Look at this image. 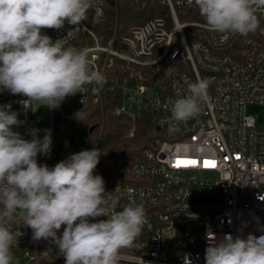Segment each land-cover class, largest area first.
Here are the masks:
<instances>
[{
  "label": "built area",
  "instance_id": "built-area-1",
  "mask_svg": "<svg viewBox=\"0 0 264 264\" xmlns=\"http://www.w3.org/2000/svg\"><path fill=\"white\" fill-rule=\"evenodd\" d=\"M159 1L168 7L166 15L121 33L116 23L107 39L94 29L105 16V0L79 26L65 22L60 30H42L53 41L88 48L92 68L104 79L66 98L62 109L48 108L51 153L37 159L41 163L56 150L71 149L75 114L89 104L103 108L107 101L112 115L126 117V139L151 121L160 135L149 146L138 145L104 167L98 163L94 172L105 181L110 214L137 204L146 210L147 223L134 245L122 250L120 264H184L185 257L205 264L210 237L264 235V11L257 13L255 32L217 34L204 21L185 18L199 12L194 0ZM200 78L209 82L207 102L198 116L170 127V102L187 94V82ZM24 99L0 92V105L11 104L22 122L18 129L30 128L32 105L23 106ZM69 103L71 137L57 122ZM254 106L263 108L261 122L248 112ZM100 219L106 217L95 218ZM16 246L23 247L19 254L26 263L58 262L51 258L57 247L33 240L32 233L20 236Z\"/></svg>",
  "mask_w": 264,
  "mask_h": 264
},
{
  "label": "clouds",
  "instance_id": "clouds-1",
  "mask_svg": "<svg viewBox=\"0 0 264 264\" xmlns=\"http://www.w3.org/2000/svg\"><path fill=\"white\" fill-rule=\"evenodd\" d=\"M100 0H0V92L25 97L23 106L39 103L58 109L66 98L104 77L90 64L88 48L67 46L43 29L79 26ZM207 29L246 36L259 27L264 0H194ZM78 28V27H77ZM209 82H187L186 95L170 102V127L195 118L208 100ZM25 108V107H24ZM26 108V109H27ZM83 121V112L75 114ZM22 122L11 104L0 105V264H13L12 248L23 235L11 225L21 216L33 240H48L64 264H120L147 223L142 204L107 211L105 181L94 174L101 151L71 154L53 167L38 162L50 156L51 130L42 139L36 130L25 140L14 127ZM117 201L112 199L111 207ZM97 217L106 219L95 220ZM95 221V222H91ZM61 235H57L62 228ZM205 264H264V235L225 234L209 238ZM184 264H192L185 257Z\"/></svg>",
  "mask_w": 264,
  "mask_h": 264
},
{
  "label": "trees",
  "instance_id": "trees-1",
  "mask_svg": "<svg viewBox=\"0 0 264 264\" xmlns=\"http://www.w3.org/2000/svg\"><path fill=\"white\" fill-rule=\"evenodd\" d=\"M144 1L145 5L135 6L131 0H105V16L94 24L95 31L107 39L116 23L119 28L118 32L121 33L128 31L134 24L142 23L155 16L167 14L168 7L159 0ZM185 18L204 21L199 12L195 13L193 11H189ZM110 107L111 105L107 101H105L103 108L97 104H89L79 110L83 112V121H78L75 118L72 125L75 132L77 127L81 125L84 127V133H76V136L72 138L75 153L82 150H91L98 142L96 149L101 151V156L99 157V165L101 167L123 156L122 154L126 151L136 149L138 145L142 147L149 146L150 140L160 135V131L151 121H144L139 125L137 135L134 138H123V133L129 129L127 118L112 115L109 111ZM59 151L56 150L52 157L42 161L41 164L46 163L49 167H52ZM16 220L11 225L13 231L20 230L23 234L32 233L30 228L17 225ZM62 231L63 226L57 235H61ZM13 248L16 249L14 253H21L23 250L22 246ZM51 258L56 259L58 262L45 263L42 261V264H64V259L59 253L51 252Z\"/></svg>",
  "mask_w": 264,
  "mask_h": 264
},
{
  "label": "rangeland",
  "instance_id": "rangeland-1",
  "mask_svg": "<svg viewBox=\"0 0 264 264\" xmlns=\"http://www.w3.org/2000/svg\"><path fill=\"white\" fill-rule=\"evenodd\" d=\"M156 88H153L150 90V93L154 92ZM64 107V102L60 105L58 109H62ZM248 112L254 116H256L259 119V122L262 121L263 117V108L261 107H251L249 108ZM73 119V112H72V105L69 103L67 105V109L65 112L60 113L58 116V123L61 126V131H63L65 134L71 137V121ZM49 127V113L48 108L45 106H41L38 102L32 104V114H31V120H30V128H22L18 129L14 127V131L18 132L22 137H29L33 138L31 133L33 130H36L37 136H43L44 133L41 132ZM76 133L82 134L84 133V127L81 125L77 127ZM70 147L71 149L64 150L63 154H58L54 163L52 164V167L60 162L61 160H66L71 154L75 153V147L73 143V139L71 137L70 141ZM17 225L19 226H26L24 223V220L21 216H17ZM15 247V246H14ZM14 260L13 264H30L26 263L21 255L16 252L15 248H12Z\"/></svg>",
  "mask_w": 264,
  "mask_h": 264
},
{
  "label": "snow or ice",
  "instance_id": "snow-or-ice-1",
  "mask_svg": "<svg viewBox=\"0 0 264 264\" xmlns=\"http://www.w3.org/2000/svg\"><path fill=\"white\" fill-rule=\"evenodd\" d=\"M189 163H195V161H189ZM205 163H206V165H211L212 162L211 161H206Z\"/></svg>",
  "mask_w": 264,
  "mask_h": 264
}]
</instances>
